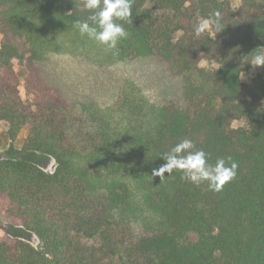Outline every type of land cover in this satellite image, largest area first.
Here are the masks:
<instances>
[{
    "label": "trees",
    "instance_id": "obj_1",
    "mask_svg": "<svg viewBox=\"0 0 264 264\" xmlns=\"http://www.w3.org/2000/svg\"><path fill=\"white\" fill-rule=\"evenodd\" d=\"M83 4L0 0V125L12 142L25 129L22 149L57 163L50 173L0 157V214L40 239H0V264H264V75L242 78L264 54V0H133L128 37L107 69H90L87 96L57 37L88 39L75 26L91 14ZM217 12L222 29L197 37L193 25ZM131 69L145 97L130 91L141 86ZM112 107L121 128L100 110ZM183 139L211 163L231 156L235 179L214 192L176 170L155 175Z\"/></svg>",
    "mask_w": 264,
    "mask_h": 264
},
{
    "label": "clouds",
    "instance_id": "obj_2",
    "mask_svg": "<svg viewBox=\"0 0 264 264\" xmlns=\"http://www.w3.org/2000/svg\"><path fill=\"white\" fill-rule=\"evenodd\" d=\"M133 0H84L83 7L91 14L85 20H78L76 27L82 37L104 46L113 55L118 54V44L128 37L124 23L132 24ZM200 19L193 25L194 33L199 37L202 33L215 34L222 29L220 14ZM123 23H120V22ZM254 67L264 66V54H256L250 60ZM164 165L153 171L155 175L174 170L182 173V179L199 187L207 184L209 190L221 192L224 186L235 179L238 163L231 156L217 158L210 162L209 154L202 148L197 149L190 139L176 143L170 151L164 153Z\"/></svg>",
    "mask_w": 264,
    "mask_h": 264
},
{
    "label": "rangeland",
    "instance_id": "obj_3",
    "mask_svg": "<svg viewBox=\"0 0 264 264\" xmlns=\"http://www.w3.org/2000/svg\"><path fill=\"white\" fill-rule=\"evenodd\" d=\"M234 6H237L240 3V0H229ZM72 32V31H71ZM67 32H58L57 37L62 43L61 50L63 52V55L66 60V64L69 68V80L71 83H75L78 86V91L81 95L87 96L89 94H92L93 91V83L94 78L91 74L92 71L90 69L95 70L94 74H97L100 69H107L106 66H110L109 58H112L109 54L110 51H106L104 49V46L99 45L97 42L91 41L89 39H83L80 37H77L74 32L72 33ZM2 35L0 34V39ZM14 65L16 68V71L21 79L22 82V95L25 96V91L23 88V82L27 75L26 68L20 64V62L16 59L14 60ZM120 66V65H119ZM111 70H114L112 72V79H117L118 73L116 72L117 69L112 68ZM132 70V73H134V79L137 81L140 85V81L143 78L141 77V72H136V70ZM126 72H128L126 70ZM257 74H263L264 75V66L261 67H254L253 65L248 68L247 70H244L242 73V78L245 81H250L253 77H255ZM105 79L103 78L101 82L98 83V86L101 87L102 82ZM129 89L132 93L135 94L137 98H140L142 96H146V94H149V92L146 90V86L141 85L137 86L135 83L130 84ZM112 103V102H111ZM111 106H115L112 104ZM102 113L107 115L110 119H112L114 127L121 128L123 122L126 120V115L123 114L122 111L118 110L117 108H105L100 109ZM145 122L148 124L153 122L155 120L154 114H149L147 117H145ZM246 122L244 119L237 120L233 123L234 127H239L245 125ZM26 137V130H22L18 136V138L15 141H11L7 134V124L2 123L0 125V157H17L22 160H32L33 162L39 164L45 171L52 173L57 163L53 157L47 156V155H40L33 152H26L22 149V145L24 142V139ZM11 224L8 220L5 219L0 214V239H12L14 238L13 235H21L22 238L29 241L32 245L35 247H40V239L37 235L16 226H11ZM83 242L85 243H94V240L83 238Z\"/></svg>",
    "mask_w": 264,
    "mask_h": 264
}]
</instances>
